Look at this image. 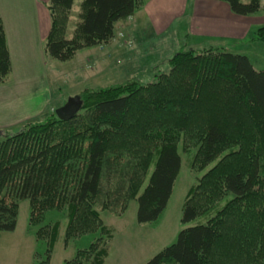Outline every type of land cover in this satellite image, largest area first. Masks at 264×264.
Wrapping results in <instances>:
<instances>
[{
    "label": "trees",
    "instance_id": "trees-1",
    "mask_svg": "<svg viewBox=\"0 0 264 264\" xmlns=\"http://www.w3.org/2000/svg\"><path fill=\"white\" fill-rule=\"evenodd\" d=\"M73 1L48 0L44 56L66 61L81 48L109 42L115 24L144 4L80 0L66 37ZM221 1L238 15L260 7V0ZM250 40L264 42V25ZM167 64L152 81L134 75L120 84L84 88L69 119L51 112L2 134L0 230H14L18 203L28 199V224L39 225L35 238L46 241L39 264H48L59 226L42 223L46 211L65 213V238L99 232L63 264L103 263L111 229L100 210L120 216L135 200L137 222L154 221L180 169L179 145L194 149V170L215 161L182 205V223L208 218L180 229L145 264H264V69L224 47L179 50ZM10 70L0 17V83Z\"/></svg>",
    "mask_w": 264,
    "mask_h": 264
},
{
    "label": "rangeland",
    "instance_id": "rangeland-1",
    "mask_svg": "<svg viewBox=\"0 0 264 264\" xmlns=\"http://www.w3.org/2000/svg\"><path fill=\"white\" fill-rule=\"evenodd\" d=\"M40 1L42 7L48 4V0L46 4L43 0ZM79 4L80 0L73 1L66 37L71 36ZM114 32L115 38L110 44L104 43L81 48L66 61H59L43 54L42 64L39 66L40 75L33 82L34 86H29L27 95L24 92L20 93L22 96L18 105L11 104L0 111V123L2 124L0 125V139L2 134L18 132L26 122L43 120L61 106L68 97L79 94L84 88L96 89L120 84L134 75L143 83L152 81L155 79V72L167 70V58L171 57L174 52L186 48L194 50L209 48L208 44L200 46L202 44L199 45L197 41H192L191 36L186 38L180 30L173 35L169 34L150 42L145 37L143 41L124 49L126 54L122 56V49L114 51L112 47L115 39H119L118 25L115 26ZM251 41L254 40L246 42H257ZM213 46L215 48L219 44ZM254 51L249 61L255 69H264V51L256 46ZM33 67L31 72L35 70ZM13 78V73L9 72L4 82L0 83V95L6 99L9 96H5L11 92ZM43 107L45 108L40 115L38 113L35 117L23 119L24 115L29 113L28 109L36 113ZM178 150L181 158L180 169L174 180L168 202L154 221L137 222L135 200L128 202L126 210L120 216H114L107 210H100L102 222L111 229V239H109L107 253L102 264H145L155 252L173 243L180 229L203 223L208 218L207 215H202L182 223V205L188 189L215 161L208 164L205 169L197 171L190 167L194 149L186 151L179 145ZM28 215L29 201L21 199L18 203L14 230H0V264H39V260L44 258L46 241L35 238V231L39 225H29ZM55 221L59 226L51 246L48 264H63L64 260L73 257L76 250L87 248L99 235L98 231H94L65 238L67 222L65 213L56 210L46 211L42 223L52 224Z\"/></svg>",
    "mask_w": 264,
    "mask_h": 264
},
{
    "label": "crops",
    "instance_id": "crops-1",
    "mask_svg": "<svg viewBox=\"0 0 264 264\" xmlns=\"http://www.w3.org/2000/svg\"><path fill=\"white\" fill-rule=\"evenodd\" d=\"M143 6L125 20L118 21L119 39H115L113 50H125L146 39L150 42L169 34L183 32L186 38L192 37L200 46L218 47L246 55L249 60L254 47L264 51V42L247 43L259 26L264 25V0L259 9L249 15L233 13L228 4L221 0H143ZM40 0H0L6 44L9 50L13 85L5 97L0 95V111L11 104L18 105L24 92H29L40 75L43 40L49 30V14ZM46 4V0H43ZM174 29L175 32H174ZM114 37L107 42L110 44ZM191 41V45H193ZM254 42V41H251ZM188 47V46H186ZM192 47V46H189ZM254 51V52H253ZM252 64V63H251ZM34 65V67H33ZM32 67L35 69L31 72ZM38 70V71H37ZM36 77V79H33ZM12 84V83H11ZM34 98V95L31 94ZM28 112L23 119L40 115ZM0 125H2L0 123Z\"/></svg>",
    "mask_w": 264,
    "mask_h": 264
},
{
    "label": "water",
    "instance_id": "water-1",
    "mask_svg": "<svg viewBox=\"0 0 264 264\" xmlns=\"http://www.w3.org/2000/svg\"><path fill=\"white\" fill-rule=\"evenodd\" d=\"M81 101L78 96L74 95L68 97V99L59 107L54 110L55 115L59 119H69L79 109Z\"/></svg>",
    "mask_w": 264,
    "mask_h": 264
}]
</instances>
